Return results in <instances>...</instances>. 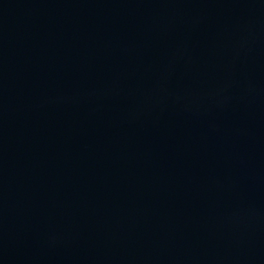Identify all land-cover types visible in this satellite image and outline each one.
Wrapping results in <instances>:
<instances>
[{"label":"water","instance_id":"water-1","mask_svg":"<svg viewBox=\"0 0 264 264\" xmlns=\"http://www.w3.org/2000/svg\"><path fill=\"white\" fill-rule=\"evenodd\" d=\"M0 264H264V0H0Z\"/></svg>","mask_w":264,"mask_h":264}]
</instances>
